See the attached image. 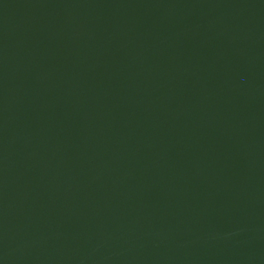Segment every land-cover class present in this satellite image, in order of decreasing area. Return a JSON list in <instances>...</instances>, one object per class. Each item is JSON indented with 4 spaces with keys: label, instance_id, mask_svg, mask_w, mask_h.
<instances>
[{
    "label": "water",
    "instance_id": "obj_1",
    "mask_svg": "<svg viewBox=\"0 0 264 264\" xmlns=\"http://www.w3.org/2000/svg\"><path fill=\"white\" fill-rule=\"evenodd\" d=\"M0 264H264V0H0Z\"/></svg>",
    "mask_w": 264,
    "mask_h": 264
}]
</instances>
